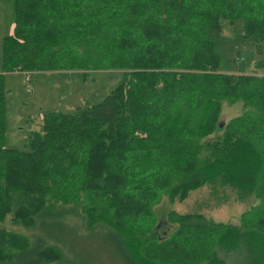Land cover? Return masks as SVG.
<instances>
[{"label": "trees", "instance_id": "16d2710c", "mask_svg": "<svg viewBox=\"0 0 264 264\" xmlns=\"http://www.w3.org/2000/svg\"><path fill=\"white\" fill-rule=\"evenodd\" d=\"M13 3L0 71V223L40 232L0 225V264L70 263L54 230L78 226L66 224L68 209L84 232L104 230L125 264H264V223L152 217L161 192L183 199L208 180L239 198L263 191L264 0ZM232 19L261 73L219 71L206 32ZM97 68L121 70L99 100L44 111L23 146L5 145L4 71ZM222 101L240 106L225 122Z\"/></svg>", "mask_w": 264, "mask_h": 264}, {"label": "rangeland", "instance_id": "374dc122", "mask_svg": "<svg viewBox=\"0 0 264 264\" xmlns=\"http://www.w3.org/2000/svg\"><path fill=\"white\" fill-rule=\"evenodd\" d=\"M15 25L13 0H0V71H3L2 41L6 35L14 32ZM206 35L212 41L213 51L218 56L219 71L234 74L262 72L260 68H255L257 48L243 35L239 19L223 20L219 31L210 28ZM81 71L80 69L4 71L7 88L5 145L23 146L24 137L30 130L38 128L44 111L71 110L99 100L120 78L121 72L116 68H97L88 70L83 75ZM239 111L238 102L222 101L219 117L225 122ZM262 182L261 193H246L242 198L237 197L230 186L217 180H208L190 189L183 199H169L161 192L152 207V217L154 221L164 218L170 210L180 213L198 211L216 221L259 227L260 223H264V177ZM63 218L66 224L79 226V228L74 226L70 230L61 226L54 228L72 247V252H69L65 245L58 243L65 256L68 255L70 263L73 256V263L76 264H125L115 246L105 237L104 230L95 228L84 232L79 217L69 209L63 213ZM0 225L24 230L31 234L32 238L40 232L37 227L25 229L22 226L11 225L8 219ZM168 226L170 227L169 224ZM162 227L166 228L167 224H163ZM70 263H65L64 260L58 262ZM230 264L236 263L230 261Z\"/></svg>", "mask_w": 264, "mask_h": 264}]
</instances>
